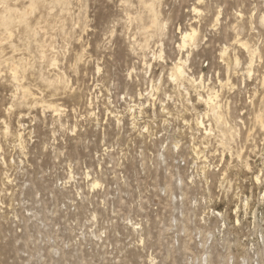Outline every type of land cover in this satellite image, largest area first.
Returning a JSON list of instances; mask_svg holds the SVG:
<instances>
[{
    "label": "rangeland",
    "instance_id": "374dc122",
    "mask_svg": "<svg viewBox=\"0 0 264 264\" xmlns=\"http://www.w3.org/2000/svg\"><path fill=\"white\" fill-rule=\"evenodd\" d=\"M59 1H0V264H264V0Z\"/></svg>",
    "mask_w": 264,
    "mask_h": 264
},
{
    "label": "bare ground",
    "instance_id": "6f19581e",
    "mask_svg": "<svg viewBox=\"0 0 264 264\" xmlns=\"http://www.w3.org/2000/svg\"><path fill=\"white\" fill-rule=\"evenodd\" d=\"M1 1V0H0ZM61 1V0H60ZM59 1V2H60ZM6 2V1H5ZM4 2V3H5ZM56 2V1H55ZM54 2V3H55ZM62 2V1H61ZM65 3V2H64ZM69 4V3H68ZM67 4V5H68ZM63 6L62 7H64V8H66V6H64V4H62ZM33 6V5H32ZM153 7V6H152ZM30 8V7H29ZM7 9V8H6ZM5 9V10H6ZM150 9V8H149ZM152 9V8H151ZM11 10V9H10ZM17 10V9H16ZM15 10V11H16ZM14 11V10H13ZM14 11V12H15ZM150 12L152 11V10H149ZM195 13H198L199 12V10H198V8H195L194 10H193ZM4 13H5V11H3ZM8 12H9V9H8ZM11 12V11H10ZM17 12V11H16ZM153 12H154V10L152 11V14H153ZM11 13H13V12H11ZM22 13V12H21ZM26 14H28L27 12H25ZM30 14V13H29ZM4 16V15H3ZM9 16V15H8ZM153 16V15H152ZM156 15H154V18H156L155 17ZM10 17V16H9ZM3 18H5V17H3ZM11 18V17H10ZM158 18V17H157ZM1 19H2V17H1ZM6 19V18H5ZM24 19V18H23ZM153 19V18H152ZM7 20V19H6ZM10 19H8L7 21H9ZM154 20V19H153ZM5 21V20H4ZM156 21H158V20H155V22ZM6 23V22H5ZM156 23H158V22H156ZM7 25V24H6ZM154 25H156L155 23H154ZM197 31L196 30H194V29H192V30H190L189 32H185L184 34H183V36H182V47L183 48H185V47H187L188 46V44L190 43V42H193L194 41V39L196 38V36H197ZM242 45L244 46V47H246L247 49H248V45L247 44H244V43H242ZM249 50V49H248ZM45 51V50H44ZM247 51V50H246ZM251 51V50H250ZM5 57V56H4ZM3 57V58H4ZM4 60H5V58H4ZM2 61V60H1ZM239 61V60H238ZM4 62V61H3ZM1 63V62H0ZM237 63V62H236ZM16 64V63H15ZM15 66V65H14ZM184 66H185V62H183V61H179V62H177L176 64H175V66L173 67L174 69H172V73H171V77L173 78V79H175V80H177L178 78H183L184 76H187L186 75V73H185V69H184ZM17 67V66H16ZM15 69V68H14ZM18 71V70H17ZM16 76V75H15ZM16 79V78H15ZM47 80V79H46ZM16 81V80H15ZM45 81V80H44ZM62 81V80H61ZM46 82V81H45ZM47 84V83H46ZM49 84H51V83H49ZM52 85V84H51ZM50 85V86H51ZM49 86V85H48ZM53 86V85H52ZM57 86V85H56ZM19 88H20V86H19ZM25 89H27V88H25ZM54 89V88H53ZM56 89V88H55ZM61 89V88H60ZM63 90V89H62ZM27 91V93H26V95H27V97H29V98H31V97H34L35 98V96H34V94H32L31 93V91L29 92L28 91V89L26 90ZM59 91V90H58ZM57 91V92H58ZM64 91V90H63ZM56 92V91H55ZM61 91H59V94H61L60 93ZM54 93V92H53ZM65 93V92H64ZM37 95V94H36ZM54 95V94H53ZM64 95V94H63ZM38 97V96H37ZM25 99V98H24ZM37 99V98H36ZM40 99V98H39ZM26 100V99H25ZM30 100V99H29ZM31 100H33L32 98H31ZM30 100V101H31ZM27 101V100H26ZM29 101V102H30ZM37 101V100H36ZM202 101H203V103H205L206 104V107L208 108V110H210L213 114V117H216V118H219V114H218V109H219V104H218V101H217V99L216 98H212V97H208L207 99H202ZM28 102V101H27ZM32 102V101H31ZM30 104V103H29ZM34 104H35V102H34ZM33 104V105H34ZM36 104H38V103H36ZM42 104H44V103H42ZM46 104H47V102H46ZM51 104V103H50ZM52 105V104H51ZM46 106V105H45ZM52 107V106H51ZM46 108H48V107H46ZM50 108V107H49ZM56 110H59L58 108L56 109ZM256 119H258V121H260L261 123H262V119H263V115H260V116H257V118ZM201 124H203L202 122H201ZM9 130V129H8ZM22 135L23 134H20V133H18L17 134V136H18V138L20 139L21 137H22ZM22 140V139H21ZM257 180H258V177H257ZM95 186H97V183H95Z\"/></svg>",
    "mask_w": 264,
    "mask_h": 264
}]
</instances>
